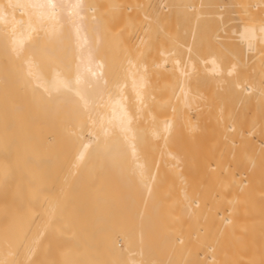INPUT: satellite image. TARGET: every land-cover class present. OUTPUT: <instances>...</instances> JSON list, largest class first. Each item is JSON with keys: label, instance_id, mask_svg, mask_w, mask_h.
I'll use <instances>...</instances> for the list:
<instances>
[{"label": "bare ground", "instance_id": "6f19581e", "mask_svg": "<svg viewBox=\"0 0 264 264\" xmlns=\"http://www.w3.org/2000/svg\"><path fill=\"white\" fill-rule=\"evenodd\" d=\"M233 5L224 68L220 0H0V264L30 235L59 264H264V0Z\"/></svg>", "mask_w": 264, "mask_h": 264}, {"label": "rangeland", "instance_id": "374dc122", "mask_svg": "<svg viewBox=\"0 0 264 264\" xmlns=\"http://www.w3.org/2000/svg\"><path fill=\"white\" fill-rule=\"evenodd\" d=\"M155 1H158V0H153V2H155ZM213 0H209V2H212ZM224 5H225V7H229L228 8V18L230 19L228 22H226L223 26H221V24L219 25H217V26H215L216 27V32H213L212 33V35L210 34V32H209V29H208V34L210 35L209 36V39H212L211 40V42L214 44L213 46H210V47H207V48H204L205 50L204 51H202V53H205V54H208L209 52L210 53H214L213 51H217L216 53H219L220 54V51L223 53V54H225V52H227L226 54H229V52H228V49L230 50V46L228 47V49L226 50L224 47H222V46H220L219 45V43L218 42H220V40H217L216 41V39L215 38H213L214 37V35L215 34H218V32H220L219 34H220V36H221V39H222V37H223V39L224 38H228L227 40L229 41V43H232V44H234L235 46L237 45H239L238 43H237V41L235 40V34H232L231 33V31H230V29L232 30L233 28L235 29H238V27H239V25H240V23H242V18H241V14H239L236 10V7L233 5V0H220ZM231 2V3H230ZM157 3V2H156ZM227 3H229V4H227ZM227 4V5H226ZM233 7L234 6V9L233 8H231V7ZM236 9V10H235ZM211 10H213V11H216L217 10V8H212ZM230 10V11H229ZM230 12V13H229ZM237 12V13H236ZM214 23V21H211V24H213ZM210 25V24H209ZM214 27V28H215ZM222 28L223 27V30H219L218 28ZM225 29V30H224ZM222 31H225V33L224 32H222ZM218 34V35H219ZM233 38V39H232ZM222 39V41L223 42H225V41H227L226 39H225V41ZM227 41V42H228ZM227 42H225V43H227ZM228 44V43H227ZM218 47V46H220V47H222L223 48V51H222V49L219 47V49H216V47ZM208 48H209V50H208ZM213 48V49H212ZM226 48H227V46H226ZM212 49V50H211ZM209 52H208V51ZM226 50V51H225ZM222 54V58H224L223 60H224V63H223V66H224V68L228 65L227 64V62L226 61H228L229 60V58H228V60L226 59L228 56L225 54V55H223ZM230 55V54H229ZM227 56V57H226ZM229 62V61H228ZM197 63L199 64L198 66L200 67V72L201 73H199V75H198V78H197V80L199 81V82H203V81H207V80H205V79H207L208 77H207V74L204 72V70H203V64H200V62H199V60H197ZM201 80V81H200ZM236 101H234V106H236V105H238L239 103H237ZM256 104L255 105H258L257 103V101L255 102ZM241 104V103H240ZM239 104V105H240ZM239 105H238V107H239ZM256 107V109H258V106H255ZM242 108V104L240 105V108L239 109H241ZM237 110H238V108H237ZM104 163V162H103ZM49 165V164H48ZM61 165V164H60ZM37 170L40 172H42V176H41V178L42 179H44V180H49V182L51 183H53L54 181H55V178L56 177H59V173L58 172H56V170H54L53 168H37ZM128 190V192H129V194L128 195H126V192H124V190L123 189H121L120 190V195L122 196L121 198V201L122 202H126L127 200H129L130 198V196H132L133 195V189H132V186H129V188L127 189ZM125 197L126 198H128V199H125ZM70 209V208H69ZM126 209L129 211V212H131V202L129 201V205L126 207ZM71 210V209H70ZM70 210L67 212V214H66V222H65V228H66V240H65V242H64V259H65V263H68L67 261L70 259V257L71 256H69L70 255V239H69V234H70V232H69V230L71 229V216H70V214H71V212H70ZM133 214V213H132ZM130 215L129 216V219H128V221H132V218H133V215ZM30 232H32V231H30ZM31 237H32V235H30V238H29V236H28V241L26 242V249H29V251H28V254L25 256V254L23 253V255H22V264H53L54 262L55 263H57V264H59L60 262L59 261H61V256H60V254H61V252H60V246H61V244L57 241V242H55V244L54 245H51V244H47L44 240H41V242H39V245L37 246V247H33V245H34V243H33V240L31 239ZM24 249V248H23ZM24 252V251H23ZM30 252V253H29ZM72 258V257H71Z\"/></svg>", "mask_w": 264, "mask_h": 264}]
</instances>
